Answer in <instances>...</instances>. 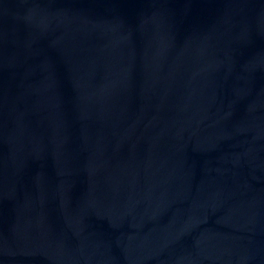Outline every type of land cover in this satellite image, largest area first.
<instances>
[{
  "label": "water",
  "instance_id": "water-1",
  "mask_svg": "<svg viewBox=\"0 0 264 264\" xmlns=\"http://www.w3.org/2000/svg\"><path fill=\"white\" fill-rule=\"evenodd\" d=\"M0 264H264V0H0Z\"/></svg>",
  "mask_w": 264,
  "mask_h": 264
}]
</instances>
